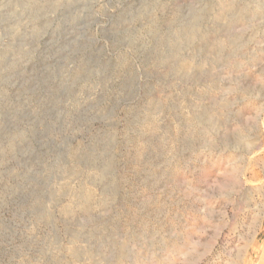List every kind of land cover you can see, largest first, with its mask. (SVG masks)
<instances>
[{"label":"rangeland","instance_id":"rangeland-1","mask_svg":"<svg viewBox=\"0 0 264 264\" xmlns=\"http://www.w3.org/2000/svg\"><path fill=\"white\" fill-rule=\"evenodd\" d=\"M0 264H264V0H0Z\"/></svg>","mask_w":264,"mask_h":264}]
</instances>
